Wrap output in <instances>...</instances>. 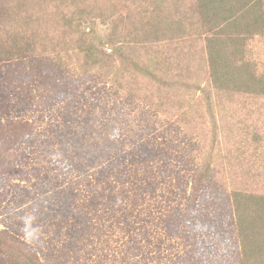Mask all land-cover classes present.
<instances>
[{
  "label": "rangeland",
  "instance_id": "374dc122",
  "mask_svg": "<svg viewBox=\"0 0 264 264\" xmlns=\"http://www.w3.org/2000/svg\"><path fill=\"white\" fill-rule=\"evenodd\" d=\"M21 1L11 0L23 9L25 23L18 21L17 26L46 37L40 52L45 55L0 65V94L7 96L0 101V123H34L33 131L10 141V147L8 141L5 145L0 141V230L34 245L44 264H56V255H66L68 250L72 252L70 264H240L233 194L238 190L264 193V99L238 106L214 100L218 134L211 149V116L210 120L206 117L210 110L195 86L206 81L201 42L182 50L168 40L153 42L155 37L144 36L139 31L146 29L139 0ZM91 3L107 12L100 17L95 12L87 14L84 30L88 37L105 46L111 38L123 41L132 56L166 83L141 73L130 62L118 63L107 73L85 63L76 44L80 36L64 24L63 13ZM48 37L59 38L48 46ZM259 40H252V54L264 62V40ZM174 54L182 57L180 65L162 61ZM114 75L125 88L116 85ZM113 126L121 131L118 140L111 138ZM155 148L168 150L155 155ZM79 150L91 166L70 156ZM58 151L68 155L77 168L70 178L52 169ZM208 153L214 180L199 196L197 226L193 227L190 212L187 219L181 215L185 200H174L176 187L170 191L165 183L172 173L180 172L188 179L193 166ZM134 155L150 156L139 160ZM161 166L166 170L153 185L150 180ZM135 171L140 182L141 177L149 181L143 194L125 184ZM104 186H109L107 193ZM106 194L134 202L129 204V213L125 216L127 208L119 198L112 208L116 199L106 202ZM173 207L181 209L178 218L182 221L165 224ZM106 208L115 210L112 218L106 217ZM119 216L120 221L114 218ZM147 221L153 232L141 228L139 223ZM142 235L147 236L143 242ZM137 239L138 256L133 248ZM79 242L85 248L82 253L89 250L92 259L81 256L77 260L81 251L73 246ZM63 258L61 263L69 264V258Z\"/></svg>",
  "mask_w": 264,
  "mask_h": 264
},
{
  "label": "trees",
  "instance_id": "16d2710c",
  "mask_svg": "<svg viewBox=\"0 0 264 264\" xmlns=\"http://www.w3.org/2000/svg\"><path fill=\"white\" fill-rule=\"evenodd\" d=\"M28 0H22L26 3ZM81 1V0H72ZM126 2L128 0H125ZM142 8L139 10L142 16L143 27L139 28L140 32H144V36L155 37L153 42L162 39L168 40L171 43H176L177 47L182 50L186 46L193 48L194 42L199 44L201 42L205 48L206 64L204 67L205 83L203 85L195 83L197 89L200 90L203 99L206 101L207 108L210 112L206 115L211 121L208 122L209 132L213 137L212 145L217 137L218 130H216L217 121L212 108V102L218 100L225 105L238 106L245 103V101L259 102V99H264V62L258 61V58L252 54L251 46L256 37L259 41L264 40V0H139ZM65 2V1H64ZM134 2V0H133ZM88 7H80L63 13L64 24L73 29L74 33L79 34V43L77 49L79 53L85 56L83 60L97 66L104 73L111 72L113 68L126 65V62L131 63V67L136 68L141 73L150 76V78H159L161 82H165L162 77H157L156 72L150 70L141 59L134 57L126 49L123 41L117 39H108L106 46L98 44L94 37H88L84 30L86 27L87 14L97 16H106V8L91 3ZM135 5V4H134ZM131 9V6H129ZM105 14V15H104ZM26 16L31 17V13L26 11ZM24 22V14L21 4H12L11 0H0V65L13 62H20L25 60H35L44 50L46 44V37H37L34 32H29L25 28L17 26V22ZM114 37L113 35H111ZM59 37H48V46H53ZM176 41H179L176 42ZM252 41V42H251ZM128 42V40H127ZM126 42V43H127ZM201 44V45H202ZM130 49L129 47H127ZM135 49V47H131ZM176 50V48H175ZM78 53V54H79ZM180 54H174L172 58L162 60L163 62L177 63L180 65L182 57ZM120 56V57H119ZM108 69V71L106 70ZM116 85L120 88H125L118 77L114 75ZM180 82L181 79H175ZM183 80V79H182ZM186 83H191L189 79L184 80ZM170 82V81H169ZM7 100L6 93L0 94V101ZM264 103V101H262ZM27 103V102H26ZM23 102V105L27 104ZM264 105V104H262ZM28 107V106H27ZM34 123L30 120H19L17 122L0 123V141L5 145L10 141L16 142L18 138L28 132L33 131ZM113 126L110 130L111 138L118 140L121 138V131ZM166 140L163 143H167ZM95 145L97 144L94 143ZM92 144L91 146H93ZM78 145L77 147H79ZM89 146V147H91ZM198 146L195 150H199ZM98 150V148L96 149ZM152 150V149H151ZM155 148V155L162 154L168 150L166 148ZM7 151H10L8 149ZM167 152V151H166ZM52 160V169L57 172L62 178L67 179L72 177L77 171L72 163L70 157L64 152L58 151ZM70 156L74 158H82V163H86L87 167L91 166V160H88L82 151H78ZM141 160L150 155L140 158ZM203 161L198 162L193 166L194 173L188 179L183 178L179 174L172 173L170 180L165 183V188L173 191L172 193L181 198L174 196V200H185L184 210L173 207L168 216L163 220L165 224L171 225L174 221H182L179 219L178 210L183 211V215L187 219V213L190 212L193 227L197 226L195 221L196 215L199 211V196L207 189L214 180V165L211 153L204 155ZM2 162V157H0ZM128 163V162H127ZM80 169V167H78ZM128 169L130 165L128 163ZM134 169V168H133ZM166 170V167L161 166L150 180L154 185L158 175ZM132 174L131 177L125 181L126 186L134 190H138L143 194L146 191L149 181H145L144 177L140 182L138 174ZM185 180V181H184ZM114 181H116L114 179ZM162 182L159 181L161 186ZM110 187L112 186L109 183ZM150 187V184H149ZM178 187V188H177ZM109 190L104 186V191ZM113 191V189H110ZM147 192V191H146ZM126 197L128 191L124 190L122 193ZM170 196V195H168ZM107 200L116 199L112 201V208L120 203L127 208L125 216L129 213L131 202L126 201L123 196L115 197L112 194H106ZM137 202L139 199L136 197ZM134 203V202H133ZM131 203V204H133ZM170 201L165 205H169ZM233 203L235 207V218L237 221L238 234L240 238V264H264V193L245 191H235L233 194ZM163 210V209H162ZM115 210L105 209L106 217L112 218ZM118 220L121 216L114 217ZM120 221V220H119ZM191 223V221H189ZM142 227H147L149 221L139 223ZM146 232H153L152 226L144 228ZM159 236L161 231L159 232ZM167 238V234L163 235ZM147 236L142 235L141 242ZM195 238V237H194ZM196 239V238H195ZM167 240V239H165ZM86 242V241H84ZM139 241L137 239L133 248L138 251L135 253L138 256ZM81 251V256L92 259L93 254L89 250L82 253L85 248L82 243H75L74 247ZM72 248V249H73ZM72 252L68 250L67 254H57L54 260L56 264L65 262L63 257L69 258V264L72 260ZM0 264H44L40 259L34 245L27 241H23L6 231L0 230Z\"/></svg>",
  "mask_w": 264,
  "mask_h": 264
}]
</instances>
